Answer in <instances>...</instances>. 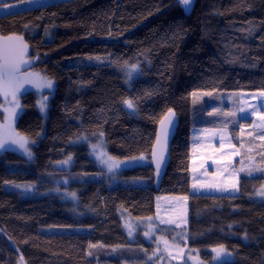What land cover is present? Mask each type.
Returning <instances> with one entry per match:
<instances>
[{"label": "trees", "instance_id": "trees-1", "mask_svg": "<svg viewBox=\"0 0 264 264\" xmlns=\"http://www.w3.org/2000/svg\"><path fill=\"white\" fill-rule=\"evenodd\" d=\"M8 5L0 33L27 43L53 92L43 117L33 92L21 97L15 130L33 158L0 154V264H119L114 254H136L119 209L149 217L158 194L189 195V245L207 263L223 245L231 260L221 264H264V178L242 177L233 195L189 193L191 131L218 127L215 94L264 91V0H193L186 14L175 0ZM169 109L177 127L156 188L150 152ZM97 137L109 157L146 164L105 176L90 158ZM67 157L69 168L55 165Z\"/></svg>", "mask_w": 264, "mask_h": 264}, {"label": "rangeland", "instance_id": "rangeland-1", "mask_svg": "<svg viewBox=\"0 0 264 264\" xmlns=\"http://www.w3.org/2000/svg\"><path fill=\"white\" fill-rule=\"evenodd\" d=\"M20 1L22 0H0V7ZM31 57L35 63L32 68L35 73L40 74L36 68L38 57L32 55ZM40 75L45 77L42 73ZM41 83V81H37V84ZM37 84L33 87V94L36 98L38 111L43 117L47 114L53 87L51 89L43 86L38 87ZM261 93L264 91L215 94L210 105L213 114H218L216 115L219 121L218 127L193 128L191 131L189 193L194 195L197 193L233 195L239 191V181L242 177L264 178V172L256 170L264 169V140L261 139V136L264 135V120L260 118V113L264 112V95ZM46 98L48 99L46 100ZM18 101L22 107L21 100L18 99ZM40 102L45 104L43 111H41ZM21 107L17 110L19 115L22 112ZM12 108L11 101L0 104V126H3L6 135L9 132V125L15 129V123L19 117L18 115L14 120L10 119ZM226 113H236V115L226 116ZM31 144L32 142L28 144L31 157L19 145L12 144L11 140H8L5 149L0 150V154L4 151H13L26 159H32ZM94 145L97 146L95 149ZM88 148L90 158L95 160L107 177L119 173L126 167L144 165L147 161L143 157L135 159H114L111 157V163L117 164L118 167L109 171L107 166L102 165L97 158L101 152L106 153L102 138H95L92 143H89ZM107 157L109 156L107 155ZM72 162L73 159L67 157L55 165L67 169ZM233 184H235V188L232 187ZM262 186H264V182L256 189L255 198L264 202V197L257 194L258 191H264ZM20 189L23 190L24 195L32 192L31 188L25 185ZM155 197V212L149 217H132L125 210L119 209L123 230L132 244L131 247L136 248V254L127 256L125 259H120V256L114 254L113 258L119 264H209L201 258L198 249L189 245L187 234L189 195L158 194ZM130 232L131 235H129ZM146 232L149 233V236L145 235ZM209 253L210 264H219L214 259L213 249L209 250ZM224 257L221 263L231 260L229 255H224ZM18 264H24V262L19 260ZM98 264L111 263L104 259L103 263Z\"/></svg>", "mask_w": 264, "mask_h": 264}, {"label": "snow or ice", "instance_id": "snow-or-ice-1", "mask_svg": "<svg viewBox=\"0 0 264 264\" xmlns=\"http://www.w3.org/2000/svg\"><path fill=\"white\" fill-rule=\"evenodd\" d=\"M27 2H30V0H27ZM178 2L182 5L183 9L187 11L191 6L192 0H178ZM13 6L14 5L5 4L2 7L10 8ZM6 39H11V37L6 38ZM22 48H23V51L20 53L21 58H17L14 55L6 56L3 44L0 43V94H3L5 96H7L9 93L11 94L12 96L11 103L13 104V108L11 109L10 119H13V120L19 115V112L17 110L20 109L21 106L17 98V93L23 87V82L18 81L17 73L19 72L21 65L30 63L28 60L22 59L23 54L27 50V45H22ZM96 59H99V57H97ZM130 67L132 71H135L137 69V65H131ZM27 75L31 77L32 79L28 80L26 78L24 82L36 83L37 81H41L42 82L41 84H37L38 87L43 86L49 89L53 87V81L51 79H48L47 77H42L39 73H29ZM129 75H131V72L129 73ZM192 95L195 97L196 93H193ZM261 95H264V93H261ZM125 103L127 104L128 108L130 109L134 108L133 101L126 100ZM40 108H41V111L44 110L45 104L43 102H40ZM6 111L8 110L6 109ZM168 112L169 114H172V109H169ZM209 115H212V113H209ZM225 115L235 116L236 113H226ZM260 118L264 120V112L260 113ZM160 123L162 126L163 136L166 140L167 135H168L167 125L171 123V115L166 116L165 119H162ZM157 139L159 140L160 136H158ZM261 139L264 140V135L261 136ZM8 140H11L12 144L19 145V147L23 149L24 152L29 157H31V152L28 148V144L31 142L29 138L20 133H17L15 129L11 127V125H9V132L6 135L4 132L3 126H0V150H3L7 147ZM93 147L95 149L97 146L94 145ZM97 158L102 165L107 166L109 171H112L113 168L118 167L117 164L111 163L112 158L107 157V153L101 152ZM64 163H67V161H64ZM159 167H160V164L157 163V168ZM256 170L264 172V169H256ZM17 187H20V186L17 185ZM232 187L235 188V184H233ZM257 194L259 196L264 197V191H258ZM71 195L75 197V193H72ZM129 235H131V232L129 233ZM145 235L149 236V233L146 232ZM91 247H94V246H91ZM213 252H215L216 254L214 259H219L222 257V255H229L228 253H226L223 245H219L217 248H214ZM89 255H91V253H89Z\"/></svg>", "mask_w": 264, "mask_h": 264}, {"label": "water", "instance_id": "water-1", "mask_svg": "<svg viewBox=\"0 0 264 264\" xmlns=\"http://www.w3.org/2000/svg\"><path fill=\"white\" fill-rule=\"evenodd\" d=\"M175 2L179 3L178 0H175ZM193 4V0L191 3L190 8L185 11L182 7V5L179 3L180 7L182 8L183 12L186 14L190 11L191 7ZM11 37V39H6ZM0 43L3 44V47L5 49V55H14L17 58H21L20 53L23 51L22 45H27V43L18 35L15 34H1L0 33ZM30 49L27 45V50L23 54L22 59L28 60L30 63L21 65L19 72L17 73L18 81L23 82V87L20 89V91L17 93V98L21 95H23L26 91L31 90L36 84V83H28L24 82L25 79L27 78L28 80H31L32 78L29 77L27 74L29 73H34L33 72V66H34V61L30 55ZM48 98H46L47 100ZM0 101L1 102H6V101H12V96L9 93L7 96L0 94ZM127 106V104H126ZM128 108V106H127ZM128 110H132V108H128ZM171 115V123L167 125L168 128V135L165 140L163 133H162V126H161V120L165 119L166 116ZM176 127H177V117L175 112L172 110V114H169L168 110L165 112V114L161 117L157 124V129H156V134L154 138V142L152 143V148L150 152V159H151V165L153 168V173H154V185L156 188L159 187V184L161 182L162 176L165 173L166 167L169 162V150H170V145L171 141L175 135L176 132ZM160 136V139L158 140L157 137ZM157 163L160 164V167L157 168ZM216 255V254H215ZM215 257V256H214ZM224 260V255H222L221 258L215 259L216 262L219 264Z\"/></svg>", "mask_w": 264, "mask_h": 264}, {"label": "flooded vegetation", "instance_id": "flooded-vegetation-1", "mask_svg": "<svg viewBox=\"0 0 264 264\" xmlns=\"http://www.w3.org/2000/svg\"><path fill=\"white\" fill-rule=\"evenodd\" d=\"M33 72L35 73L34 69H33ZM31 92H33V88H32L31 90L26 91L23 95H21V97H23V96H25L27 93H31ZM21 97L19 96L18 99L21 100ZM1 103H2V102H1ZM224 258H225V257H224ZM222 262H223V261H222Z\"/></svg>", "mask_w": 264, "mask_h": 264}]
</instances>
